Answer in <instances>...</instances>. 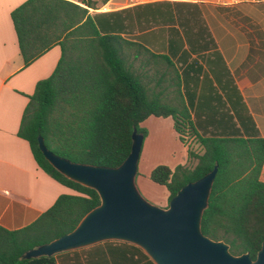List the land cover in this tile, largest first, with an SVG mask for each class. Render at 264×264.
Returning a JSON list of instances; mask_svg holds the SVG:
<instances>
[{"label": "trees", "instance_id": "1", "mask_svg": "<svg viewBox=\"0 0 264 264\" xmlns=\"http://www.w3.org/2000/svg\"><path fill=\"white\" fill-rule=\"evenodd\" d=\"M106 1L25 0L9 13L23 66L52 45L60 50L51 73L38 80L27 97L17 136L26 140L43 172L76 194L58 195L21 228L0 227V264L54 263L58 260L54 255L30 259L21 255L70 231L99 202L93 189L67 179L49 165L37 147V136L46 148L69 161L114 167L129 152L132 129L144 137L139 123L150 115L169 116L178 140L184 143L183 137L189 136L201 152L186 151L196 159L190 168L155 165L148 179L165 187L168 201L182 185L216 165L200 231L210 239L223 240L232 254L247 252L253 259L264 240V180L260 176L264 140L238 132H197L180 97L178 74L171 61L123 38L120 11L88 13L97 2ZM129 53L154 65L152 75L158 85L167 75L168 100L161 99L160 91L132 69ZM95 248H103V252L89 264H153L139 248L121 241H104L79 250Z\"/></svg>", "mask_w": 264, "mask_h": 264}, {"label": "crops", "instance_id": "2", "mask_svg": "<svg viewBox=\"0 0 264 264\" xmlns=\"http://www.w3.org/2000/svg\"><path fill=\"white\" fill-rule=\"evenodd\" d=\"M24 1L0 0V227L7 230L32 222L58 195L76 194L43 172L26 140L17 136L27 97L35 83L51 73L60 55L58 45H52L23 66L9 13ZM111 3L116 5H96L88 13L120 11L119 34L123 38L171 61L178 74L180 97L197 132H238L264 140V0H154L138 4L107 0L104 5ZM139 58L129 53L132 69L160 91L161 99L168 100L167 75L158 85L152 75L154 65ZM150 118L157 117L150 115L144 120ZM260 176L264 180V160ZM164 190L160 207L167 204L168 192Z\"/></svg>", "mask_w": 264, "mask_h": 264}, {"label": "water", "instance_id": "3", "mask_svg": "<svg viewBox=\"0 0 264 264\" xmlns=\"http://www.w3.org/2000/svg\"><path fill=\"white\" fill-rule=\"evenodd\" d=\"M141 142L142 135L132 129L126 157L117 166L106 167L60 157L37 136V147L49 165L67 179L93 189L99 202L70 231L24 251L21 258L115 240L136 246L153 264H264V240L252 259L247 252L232 254L223 240L210 239L200 231L216 165L182 185L166 206L146 201L134 184Z\"/></svg>", "mask_w": 264, "mask_h": 264}, {"label": "rangeland", "instance_id": "4", "mask_svg": "<svg viewBox=\"0 0 264 264\" xmlns=\"http://www.w3.org/2000/svg\"><path fill=\"white\" fill-rule=\"evenodd\" d=\"M96 5H98L99 8H111L116 4L111 3L107 5H100L99 2H97ZM216 8L218 11L224 10L223 7ZM139 127L144 129L145 135L142 137L138 154L134 184L139 194L146 201L159 206V202L163 200L165 190L162 185H157L148 179V172L157 164H163L169 167L177 164H183L184 166L190 168L194 165L196 159L192 156H188L186 151L189 150L194 154H198L201 152V149L196 141L189 136H184V143H181L171 127L169 117H157L154 120H151V118L143 120L139 123ZM185 152L186 158H184ZM79 249L62 251L53 255L57 257L59 264H89L90 262L93 263L92 260L95 255H100L103 252V248H95L84 252H80ZM65 252L67 254H60ZM85 257L87 260L84 259Z\"/></svg>", "mask_w": 264, "mask_h": 264}, {"label": "built area", "instance_id": "5", "mask_svg": "<svg viewBox=\"0 0 264 264\" xmlns=\"http://www.w3.org/2000/svg\"><path fill=\"white\" fill-rule=\"evenodd\" d=\"M127 4H138V3H146V2H151L154 0H123Z\"/></svg>", "mask_w": 264, "mask_h": 264}]
</instances>
